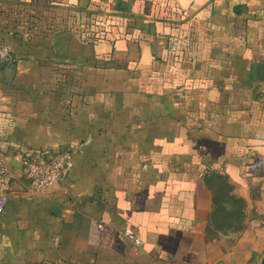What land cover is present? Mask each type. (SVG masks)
Returning a JSON list of instances; mask_svg holds the SVG:
<instances>
[{
	"label": "crops",
	"instance_id": "0c3cea01",
	"mask_svg": "<svg viewBox=\"0 0 264 264\" xmlns=\"http://www.w3.org/2000/svg\"><path fill=\"white\" fill-rule=\"evenodd\" d=\"M6 42L0 264H260L264 0H0ZM55 147L31 192L12 157Z\"/></svg>",
	"mask_w": 264,
	"mask_h": 264
},
{
	"label": "built area",
	"instance_id": "2783aa9c",
	"mask_svg": "<svg viewBox=\"0 0 264 264\" xmlns=\"http://www.w3.org/2000/svg\"><path fill=\"white\" fill-rule=\"evenodd\" d=\"M9 50L0 46V61H11ZM17 162L18 171L27 181L28 189L37 194L50 191L56 184L64 181L74 167L72 152L63 148H47L38 156L30 157L17 153L12 157ZM8 155L0 153V217L12 192L14 175L9 169ZM128 239L139 243L129 231L124 232Z\"/></svg>",
	"mask_w": 264,
	"mask_h": 264
},
{
	"label": "trees",
	"instance_id": "16d2710c",
	"mask_svg": "<svg viewBox=\"0 0 264 264\" xmlns=\"http://www.w3.org/2000/svg\"><path fill=\"white\" fill-rule=\"evenodd\" d=\"M104 29H102L101 30V34H102V36L104 35V31H103ZM18 31H19V29H18ZM22 31H26L27 32V29H25V28H20V32L22 33ZM96 35V34H95ZM95 35H93L92 37H93V39H96V36ZM19 36H20V33H19ZM20 38V40L21 41H24L25 39H23V37H19ZM20 41V43L22 44V42ZM14 43H16V42H14ZM14 43H11V42H6V43H3L2 45H4V46H6L7 48H8V50H9V53H10V55H14V53H16L15 52V47H14ZM20 43H18L17 45H19Z\"/></svg>",
	"mask_w": 264,
	"mask_h": 264
},
{
	"label": "water",
	"instance_id": "95a60500",
	"mask_svg": "<svg viewBox=\"0 0 264 264\" xmlns=\"http://www.w3.org/2000/svg\"><path fill=\"white\" fill-rule=\"evenodd\" d=\"M260 264H264V254H263V257H262V259H261Z\"/></svg>",
	"mask_w": 264,
	"mask_h": 264
},
{
	"label": "rangeland",
	"instance_id": "374dc122",
	"mask_svg": "<svg viewBox=\"0 0 264 264\" xmlns=\"http://www.w3.org/2000/svg\"><path fill=\"white\" fill-rule=\"evenodd\" d=\"M0 46H2V45H0Z\"/></svg>",
	"mask_w": 264,
	"mask_h": 264
}]
</instances>
